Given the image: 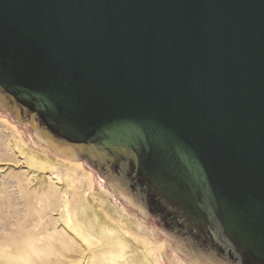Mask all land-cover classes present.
Listing matches in <instances>:
<instances>
[{
  "label": "water",
  "instance_id": "95a60500",
  "mask_svg": "<svg viewBox=\"0 0 264 264\" xmlns=\"http://www.w3.org/2000/svg\"><path fill=\"white\" fill-rule=\"evenodd\" d=\"M0 116L164 264H264V0H0Z\"/></svg>",
  "mask_w": 264,
  "mask_h": 264
},
{
  "label": "rangeland",
  "instance_id": "374dc122",
  "mask_svg": "<svg viewBox=\"0 0 264 264\" xmlns=\"http://www.w3.org/2000/svg\"><path fill=\"white\" fill-rule=\"evenodd\" d=\"M33 153L50 156L56 165L37 162ZM62 159L27 145L18 128L0 116V264H105L112 255L118 264H136L125 258L133 245L152 264H164L150 237L120 224L101 207L90 171ZM85 200L124 237L118 251L108 250L114 244L110 233L101 235L98 225L90 226Z\"/></svg>",
  "mask_w": 264,
  "mask_h": 264
},
{
  "label": "bare ground",
  "instance_id": "6f19581e",
  "mask_svg": "<svg viewBox=\"0 0 264 264\" xmlns=\"http://www.w3.org/2000/svg\"><path fill=\"white\" fill-rule=\"evenodd\" d=\"M34 159L37 161V162H43V163H47V164H50V165H56V163L50 158V156H47L45 154H38V153H33L32 154ZM63 162H66L67 164H70V165H73V166H76V167H79L81 169H83L82 165L80 162H74V161H71V160H67V159H62ZM49 162V163H48ZM86 202V209L89 210V213H90V220H89V224L90 226H99V230H101L100 234L101 235H105L106 233H110V241L114 244L112 246H110L108 248V250H115V251H118L120 249V246L119 244H123V236L120 238L118 237V235L116 233H114V230H115V227L113 226V224L106 220L103 215L96 209V207L90 203V201L88 202L87 200H85ZM69 220V219H68ZM73 227H75V229L79 228L80 231H81V228L80 227H76V225H74ZM130 232L133 233V230L131 229H128ZM81 234L83 235L84 233L81 231ZM117 237V238H115ZM114 238V240H113ZM138 239H141V241L147 243L149 242L146 238H138ZM108 241V242H110ZM131 242V241H130ZM132 243V242H131ZM140 247L137 246V245H133V248H132V252H130V256L127 254L125 255L126 257L125 258H128L129 257H132L134 258V260H136V264H152L146 257V255H143L141 254L140 252ZM136 253H137V256H136ZM118 258H115L113 255L108 258L105 262V264H118Z\"/></svg>",
  "mask_w": 264,
  "mask_h": 264
}]
</instances>
